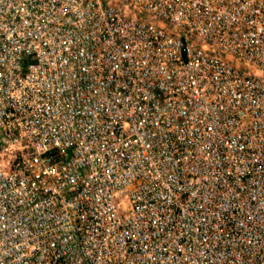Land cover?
<instances>
[{"label": "built area", "instance_id": "obj_1", "mask_svg": "<svg viewBox=\"0 0 264 264\" xmlns=\"http://www.w3.org/2000/svg\"><path fill=\"white\" fill-rule=\"evenodd\" d=\"M0 264H264V0H0Z\"/></svg>", "mask_w": 264, "mask_h": 264}]
</instances>
